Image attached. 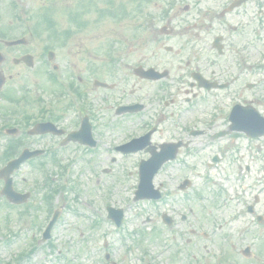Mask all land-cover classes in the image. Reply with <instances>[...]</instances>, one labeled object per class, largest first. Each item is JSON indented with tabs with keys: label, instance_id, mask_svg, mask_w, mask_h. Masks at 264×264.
Instances as JSON below:
<instances>
[{
	"label": "flooded vegetation",
	"instance_id": "obj_1",
	"mask_svg": "<svg viewBox=\"0 0 264 264\" xmlns=\"http://www.w3.org/2000/svg\"><path fill=\"white\" fill-rule=\"evenodd\" d=\"M221 1L205 8L203 0H0V169L23 149L42 150L37 160L49 163L76 152L95 155L101 149L108 162L101 171L114 172L112 164L120 161L122 174L134 177L136 189L140 166L152 152L164 158L168 151L162 145L179 144L175 158L161 164L156 175L174 177L169 167L192 154L195 132L170 108L174 97L185 95L187 104L196 99L203 91L194 82L198 77L225 84L224 92L237 90L240 98L255 85H238L243 69L235 34L248 40L247 26L231 28V14L218 9ZM246 44L253 48L255 42ZM149 71L167 77L148 81ZM245 71L257 75L253 66ZM19 90L26 103L21 116ZM40 123L53 128L45 135L28 136ZM81 126L79 142H66ZM119 128L124 132L117 133ZM148 134L137 152L117 150ZM193 198L186 218L162 224L169 232L187 227V233H171L173 244L179 243L169 247L174 263L264 264V233L258 232L264 230V217L251 216L247 222L243 211H237L217 227L205 220L211 230L199 232V226L207 225L199 223ZM254 207L246 205L245 212ZM236 221L243 225L233 231L231 223ZM159 236L152 240L160 241ZM136 245H143L141 239ZM164 252L143 249L138 264H164L158 260Z\"/></svg>",
	"mask_w": 264,
	"mask_h": 264
},
{
	"label": "rangeland",
	"instance_id": "obj_2",
	"mask_svg": "<svg viewBox=\"0 0 264 264\" xmlns=\"http://www.w3.org/2000/svg\"><path fill=\"white\" fill-rule=\"evenodd\" d=\"M261 1L264 3V0ZM204 2L207 4L204 6L211 5V0H203L201 4ZM237 13L239 19L253 18L254 22L249 25V28L254 27L256 20H259L260 37L258 46L254 50V61L258 59L259 64L256 65L258 68L257 75L250 76L251 78L255 77L253 82H257V87L253 93L264 100V11L257 16L255 7L249 5ZM244 74L241 79L242 84L250 79L249 76H246L247 72ZM234 98L238 99L237 96H228V94L221 92L217 97H200L188 106L183 101V95L174 97L175 105L170 108L178 112L181 120L189 123L191 128L201 131V135L194 139V146L189 148L193 150L189 158L181 156L176 164L169 167V171L174 173V177L161 175L160 179L165 180L168 185L163 192L165 197L161 203H133V189L128 188L134 183L133 176L126 177L124 180L118 175L102 177L104 178L103 181L97 186L98 188H95L94 184H97V179L87 168L89 157L84 153L78 155V160L74 162V166H69L67 172L69 176L73 177L72 180L71 177L69 179L72 181V186L75 185L76 192L78 191L76 193L78 198L74 197V193L68 191L65 192V199L62 198L61 194L56 196L55 203L57 202L59 206H62L63 213L61 220L56 223L51 232L50 244L53 247L46 242L39 243V241L34 246L36 240L38 238L40 240L39 231L46 218L45 212L41 209L36 213L33 209V207H43L39 198L31 202L30 207L28 205L25 208L8 207L4 206L5 203L3 205L0 202V206H2L0 208V264H66V262L67 264L69 262H71L70 264H90L92 261L102 264L100 262L102 259L101 252L106 251L103 247L104 244H107V249H109L112 257H120V264H138V258L143 249H148L150 252L163 249L165 252L158 260L164 264H178L173 262V251L169 247L172 245L179 246V243L174 240L177 245L173 244L171 233L165 231L161 226L162 224H159L160 216L158 215L161 212L179 218L180 213H187L188 200H192V194L194 196V211L196 216L200 218L199 223L207 225L206 227L199 226L204 231L211 230V223L205 220H213L216 224L215 227L218 224L223 225L224 222L229 221L230 215L241 211L240 208L243 204L252 203V196L254 195L259 197V204L256 205L255 210L264 215V191H262L264 189V138L248 141L243 139L241 135H232L215 142L210 140V136L224 130L226 124L228 125L225 111L233 104ZM257 109L264 117V102ZM206 124L211 126L208 127ZM122 132H124L122 128L117 130V133ZM224 149L225 154L222 161L208 168L207 163H210L212 155L222 152ZM104 154L105 152L103 154L100 152L93 159L102 163ZM186 162L193 166L194 177L190 172H187L188 170L184 166ZM33 166L29 164L24 167L23 176L27 178L28 182L21 185L22 188L28 189L30 187L34 179L32 174L37 172L31 170ZM247 166L250 171L242 176L240 184L253 186V189L246 191L242 197L248 200L240 202L242 198L237 200L232 198V194L236 193L233 188H237V182L232 179V176L244 173V167ZM52 170L58 172L55 169ZM227 174L231 176L232 181L227 184L221 183L220 179ZM183 177L193 180V188L187 197L176 190L178 182ZM52 179L59 185L65 184L63 183L65 182L64 177L61 181H58L57 176ZM99 190H103L110 203L121 208L127 217V228L122 234L127 241L126 247L120 244L118 235L112 231L110 222L105 219V211L102 210L104 206L103 204L100 205ZM214 192H218V194H214ZM211 200L213 205L210 203ZM70 201L72 203H69ZM86 201L96 203L98 208L96 213H93V207L90 208ZM69 204H71L70 208ZM203 204H205L206 209L200 208ZM216 205L218 207L214 209ZM211 212L213 213L211 214ZM207 214L209 216H206ZM241 217L246 218L247 222L251 220V217L245 213ZM97 220L99 224L95 225L94 222ZM231 225L232 230L236 231L243 224L236 221L232 222ZM179 226L182 229L185 227V225ZM132 227L136 228L137 231L128 235L129 231H132ZM155 231L160 234V241L152 240ZM184 232L187 233V227L184 228ZM258 232L264 233V230L259 228ZM138 239H141L143 243L141 247L136 245ZM123 251L126 253L124 257L122 256Z\"/></svg>",
	"mask_w": 264,
	"mask_h": 264
},
{
	"label": "water",
	"instance_id": "obj_3",
	"mask_svg": "<svg viewBox=\"0 0 264 264\" xmlns=\"http://www.w3.org/2000/svg\"><path fill=\"white\" fill-rule=\"evenodd\" d=\"M248 114L253 118L245 115V113L242 112L241 109H236L230 118V121L232 123L231 130L244 131L249 135H256L258 133L263 134L264 126L258 123L259 119L256 117L254 112L249 111ZM6 194L10 199H12L8 192H6Z\"/></svg>",
	"mask_w": 264,
	"mask_h": 264
}]
</instances>
